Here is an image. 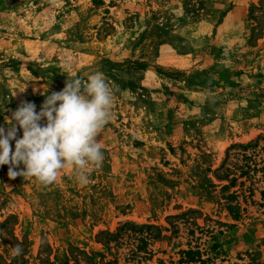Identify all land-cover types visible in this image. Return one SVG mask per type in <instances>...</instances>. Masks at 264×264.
<instances>
[{
    "label": "rangeland",
    "instance_id": "1",
    "mask_svg": "<svg viewBox=\"0 0 264 264\" xmlns=\"http://www.w3.org/2000/svg\"><path fill=\"white\" fill-rule=\"evenodd\" d=\"M96 73L102 164L0 166V264H264V0H0V126Z\"/></svg>",
    "mask_w": 264,
    "mask_h": 264
},
{
    "label": "clouds",
    "instance_id": "2",
    "mask_svg": "<svg viewBox=\"0 0 264 264\" xmlns=\"http://www.w3.org/2000/svg\"><path fill=\"white\" fill-rule=\"evenodd\" d=\"M113 105L114 91L102 73L90 75L86 84L78 77L68 78L62 90L45 96L39 111L34 102L22 101L7 117L9 127L0 126V166L9 165L11 178L31 176L43 185L54 183L72 166L78 183L86 186L90 165L103 162L97 137L110 122ZM21 164L23 169L17 171ZM22 252L16 244L13 255Z\"/></svg>",
    "mask_w": 264,
    "mask_h": 264
},
{
    "label": "trees",
    "instance_id": "3",
    "mask_svg": "<svg viewBox=\"0 0 264 264\" xmlns=\"http://www.w3.org/2000/svg\"><path fill=\"white\" fill-rule=\"evenodd\" d=\"M148 227H150V226H148ZM184 253H185V255H186V257H187L188 260H193V259H195L194 257H195V255L198 252H195L194 250H189V251H186ZM202 262H203V260H202Z\"/></svg>",
    "mask_w": 264,
    "mask_h": 264
}]
</instances>
